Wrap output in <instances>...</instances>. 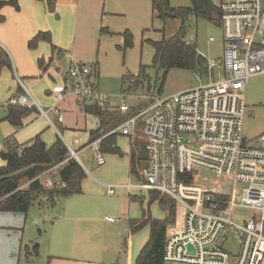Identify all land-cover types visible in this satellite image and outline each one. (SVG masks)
Wrapping results in <instances>:
<instances>
[{"label":"built area","instance_id":"obj_1","mask_svg":"<svg viewBox=\"0 0 264 264\" xmlns=\"http://www.w3.org/2000/svg\"><path fill=\"white\" fill-rule=\"evenodd\" d=\"M219 7L222 56L207 69V75L223 69L217 80L168 97L152 91L119 94L120 113L140 110L112 132L129 138L138 119L146 116L143 134L148 166L141 181L107 185V194L113 196L117 189L153 191L180 208L183 220L180 228L172 226L166 236L163 264H261L264 257V133L256 145L242 136L246 82L264 73V0H228ZM193 75L201 80L200 73ZM67 80L78 105L109 107V97L98 92L93 65L71 61ZM17 83L22 92L0 108L36 107L50 122L48 112L29 101L23 81L17 78ZM65 95L55 91L52 96L58 104ZM50 110L62 122L57 106ZM100 140L80 145L74 139L72 145H65L68 158L80 163L79 153L93 148L96 164L103 165ZM56 168H49L36 180L48 188L65 187L49 177ZM206 173L221 181L211 182ZM237 208L256 215L236 221L233 210ZM231 239L239 245L237 253L223 247Z\"/></svg>","mask_w":264,"mask_h":264},{"label":"rangeland","instance_id":"obj_2","mask_svg":"<svg viewBox=\"0 0 264 264\" xmlns=\"http://www.w3.org/2000/svg\"><path fill=\"white\" fill-rule=\"evenodd\" d=\"M30 0H18L19 11L22 10L20 16L15 18L12 12L7 11V27L12 28L14 33L7 30V42L10 39H14L12 36L19 37L24 30L22 27L26 23L34 22L33 29H37V32H49L52 35V41L55 46V50L51 53L50 46H38L37 49L31 50L32 57L28 58L22 53H17L16 56L21 57L19 60L20 66H24L25 71L29 74V80L20 79L24 81L31 98L29 101H34L36 105L42 109H50L54 106V100L52 98L47 99V91L53 87V82L48 76H42L36 67L35 57L38 54L45 52L47 56H52V66L49 75L53 74L63 78L67 73L69 60L72 56L77 61H81L85 64L98 63V92L104 96L109 97V104L114 112L113 117H119L122 121L128 120V118L134 114L132 113H120L117 110V106L120 103V90H121V74H136L139 71V66L144 67L151 66V59L153 56V49L147 43L148 40L159 41L162 38H170L176 35L180 21L179 19H171L165 24L161 23L153 12L150 0H75L68 3H53V9L43 11L38 7H29ZM228 0H212L216 6H220L221 3ZM170 6L172 8H188L190 6L189 0H170ZM127 8L128 10L124 9ZM35 16L39 17L37 24L34 19ZM17 19V20H16ZM16 20V21H15ZM17 24L18 27H12ZM128 30L132 35L133 46L129 49L122 50V33ZM24 35V34H23ZM212 38L214 41L210 42ZM184 42L188 44H194L197 53L206 59L208 65L214 61L221 59V44H222V30L220 27H216L203 19H196L194 16L189 17L187 23V29L185 31ZM18 49V46H15ZM44 47H46L44 50ZM60 48V49H59ZM19 52V51H18ZM40 58V57H39ZM46 58V57H45ZM18 67V73L21 71ZM20 70V71H19ZM8 72V71H7ZM146 72L151 79V84L155 80V70L147 68ZM9 73V72H8ZM223 74V69H214L212 71V77L210 75H204L200 73L201 80L198 81L194 77L193 73L172 69L168 72L166 80L164 82L160 97H168L178 94L188 89L196 88L200 85H205L211 80H217L218 75ZM162 73L158 76L161 77ZM17 78V77H16ZM35 78V79H33ZM55 81V79L53 78ZM12 84L10 77L7 75V90L11 87V93H7V98H3V94L0 95V107L4 105L10 98L16 97L14 93L16 89V79ZM59 82V81H56ZM16 84V85H15ZM156 95V91H154ZM157 96V95H156ZM53 97V96H52ZM69 102V101H68ZM73 111H62V104H56L60 108V115L64 123L61 126L56 123L53 113H49L48 116L52 123L57 127L56 129L45 120L36 121L34 124H30L24 128L21 132L15 130L11 125L4 120L6 116V110L0 108V152L5 151L4 141L14 131L18 132L17 141L20 143H26L37 133L38 130L41 140L51 145L55 139V136L62 135L65 145L71 144L74 138L79 139L82 145L87 143L86 133L95 126V118L92 116H85L79 111L76 100L74 99ZM70 104L73 105V102ZM245 116L242 121V136L247 143L257 144L259 136L264 133V73L257 74L250 77L246 82L245 90ZM50 107V108H48ZM37 110V108L35 107ZM38 113V110H37ZM146 116L138 119L135 130L131 137L126 138L120 136L117 138V147L120 149L124 156L119 157L117 155H104L106 165L99 167L94 161V149L84 150L79 154L80 161L82 162L84 171L86 174L91 175V179L94 180L99 187L97 194V201L94 208L86 214V216L92 218V222L88 225L86 223L79 222V215L83 214L81 211L82 204L80 200L86 201V196H69L66 198H59L56 203L57 207L50 208L44 207L41 209L39 201L28 211L26 216L15 213H0V264H27L26 260H29V264H45L46 253L49 248L48 242L45 243V237H49L50 232L54 226H51V222H61L60 217L65 214L70 215L68 221L69 226L76 230V233L80 235L84 230H90L93 234V240L101 245L107 242V238H115L116 233L112 232V228L102 222L104 218L117 219L120 218V222L114 224L113 227L121 226L124 229V236L121 240V245L125 241L126 234V219L119 213V209L115 201L118 199V195L109 196L106 195V191L103 190V186H115L120 184H126L128 181L131 183H138L136 176L129 174V142L145 143L143 135V124ZM123 123V122H122ZM48 127V128H47ZM69 128L68 130L65 129ZM85 129V131H83ZM79 130V131H78ZM60 134V135H59ZM3 163L0 159V166ZM142 170L147 167V161L143 164ZM209 180L213 183L220 182L219 178H216L214 174L206 173ZM21 188H25L28 183H22ZM135 194L142 200V205L147 206V191H132L129 194ZM118 194V193H117ZM41 202V201H40ZM86 205H92V201H87ZM134 212L140 215V205L138 201L134 203ZM150 215L155 220H164L166 214L162 207L154 202L149 206ZM234 216L236 221H243L256 214L246 209H234ZM124 218V219H123ZM176 218V213L174 220ZM55 220V221H53ZM119 229V228H118ZM17 233V235H15ZM42 234V247L38 257L28 256V250L32 253V246L36 243L39 244V238ZM146 235V236H145ZM17 239V245L15 251H13V244ZM133 249L130 255L132 262L140 250V246L144 244L148 238L147 232L140 231L137 234H133ZM145 240V241H144ZM20 241V242H19ZM221 242H219L220 244ZM236 241L231 239L223 247L229 253L236 252ZM119 245V244H118ZM120 246V245H119ZM26 247L28 249H26ZM112 259L116 261L113 264H125L126 252L122 253L118 261V252L116 256L114 253H109ZM99 258H102L100 255ZM117 258V259H116ZM103 260V259H99Z\"/></svg>","mask_w":264,"mask_h":264},{"label":"trees","instance_id":"obj_3","mask_svg":"<svg viewBox=\"0 0 264 264\" xmlns=\"http://www.w3.org/2000/svg\"><path fill=\"white\" fill-rule=\"evenodd\" d=\"M35 1L44 2L50 10L53 7V0ZM189 2L188 8L175 9L170 6V0H151L153 12L161 23L165 24L171 19H179L180 26L176 35L170 38L147 41L153 49L151 66L144 67L141 65L137 75L126 74L122 76L120 93L156 91V95L159 96L166 76L172 69L207 75L208 63L205 58L197 53L194 44L184 42L185 31L191 16L220 27L221 10L212 0H189ZM6 6L19 11L18 0L0 1V24L5 20L1 10ZM121 36L123 38L121 49L131 48L133 40L130 32L125 31ZM40 42L51 45V34L38 32L28 41L27 46L32 50ZM51 50H55L53 45H51ZM37 64L39 68H43L42 59H39ZM2 68L11 69V63L7 53L0 48V70ZM147 68L156 71L153 84H151V79L146 72ZM93 69L96 73V65H93ZM159 73H162L161 77L158 76ZM21 92L22 90L18 86L16 95ZM78 106L85 115L98 119V126L89 132L87 143L101 138L98 145L100 153L122 157L123 154L117 147L119 134L112 131L124 121L121 122L119 117H113L114 112L108 107L100 109L92 104ZM138 110L140 107L133 109L132 114ZM34 112H37L35 107L9 106L6 109L4 120L19 130L23 126V119ZM4 146L5 151L0 152V159L3 162V165L0 166V213L26 215L37 201L39 204L43 202L48 206H53L58 198H66L81 193V184L86 174L76 160L68 158L66 146L60 138L56 137L53 144L47 147L40 135H37L28 143L20 146L14 136L11 135L5 140ZM129 146L130 174L141 181L139 168L141 164L147 161L145 144L135 140L132 143L129 142ZM55 166H57L56 170L50 173L49 177L53 182L60 181L65 187L54 185L52 188H48L42 181L36 180L43 172ZM22 183H28V185L21 188ZM222 196L223 199H226L227 193ZM137 201L140 204L141 217L139 220L129 221V234L137 233L143 228L149 227L150 235L148 242L140 250L135 264H163L164 234L167 224L174 221L175 203L153 191L148 192L146 207L142 205L140 198ZM154 202H158L166 212V218L163 221L154 220L150 215L149 206ZM26 249L28 248L26 247ZM28 256H39L38 244L35 243L32 246V253L28 250ZM26 262L29 264L28 259Z\"/></svg>","mask_w":264,"mask_h":264},{"label":"crops","instance_id":"obj_4","mask_svg":"<svg viewBox=\"0 0 264 264\" xmlns=\"http://www.w3.org/2000/svg\"><path fill=\"white\" fill-rule=\"evenodd\" d=\"M0 1H6V0H0ZM72 1H75V0H53V3H56V4H58V3H68V2H72ZM29 2H30V4H32V5H29L30 6L29 8L31 10H33L32 7H36L35 8L36 10H39L38 7L41 8L43 11L48 10V8H47V6L45 5L44 2L35 1V0H30ZM150 3H151V0H150ZM151 7H152V3H151ZM52 9H53V7H52ZM124 9L128 10L127 8H124ZM7 11H9L10 13L12 12V14H14L15 18L18 19V17L20 16L22 10L16 11L10 6H6V7H4L1 10V14L4 16L5 20H4L3 23L0 24V48L3 49L7 53L8 57L10 59V63H11V69L2 68L0 70V93L3 94V95L2 94H0V95L3 96L2 99L7 98V93L9 94L12 91L11 87L7 90V75L10 77L12 84H14L13 80L16 79V82H17V78H19V77L22 80L23 79H25V80H29L30 79L29 78V74H27V72L24 69V66H20L19 60L21 59V57H18L16 55H17V53H22V54L26 55L28 58L33 56L32 58L34 59V55H32V53H31L32 51H31V49L28 48L27 45H28V41L34 35H36L38 33L37 29H33L32 28V25L34 24V22L32 21V22H30L28 24L26 23V25H24L22 27V29L24 30L23 31L24 35L22 34L19 37H16L15 34H14V36H12L14 39H10V41L7 42V30L9 32H11V33H14L12 31V28L7 27ZM35 17L36 18L34 19V21L37 24V22L39 21V17L38 16H35ZM12 27L17 28L18 25L14 24ZM126 31H128V30H126ZM52 42L57 44L54 41V39L52 41V35H51V45H52ZM45 44H48V43L40 42L32 50L37 49L38 46H45ZM122 44H123V39H122ZM48 45L50 46V50H51V45L50 44H48ZM15 46H18V49ZM45 48L46 47H44V50H46ZM221 48H222V44H221ZM51 53H53L52 50H51ZM39 59L43 60V68H39V66L37 64V61ZM35 60H36V67H37L38 71L41 73V75L42 76H48V78H50L51 81L53 82L52 89L47 91V96H49V97H47V99L52 98V100H54L52 95H53V92H55V91H61L63 93H66V95L63 98V100H61L59 102L60 104H62V111L63 112H66V111H69V110L73 111L74 104H75L74 99L76 100V98H75V96L73 94L70 93V86H69V83H68V80H67V73L64 75V77L62 79L59 78L58 75L53 74L52 77L55 79V81H54L53 78H51V76L49 75V73L51 71L50 68L52 66V56L49 57V56H47V54L45 52H42V54H38L35 57ZM71 61H75L77 63H83L81 61H77L74 56H72L70 58L69 66H70ZM90 63H92L91 65H96V73H95V75H96L97 89H98V77L97 76L99 74L100 69H99L98 63H93V62H90ZM83 64H85V63H83ZM17 66L18 67H22V68H19L21 70V71L19 70L20 71L19 73H18ZM69 66H68V68H69ZM140 66H139V70H140ZM138 73H139V71H138ZM138 73L131 74V75H137ZM126 74H130V73H126ZM126 74H121V77L126 75ZM33 79H35V78H33ZM56 81H59V82H56ZM23 83H24V81H23ZM24 85L26 86L25 83H24ZM18 86L19 85L17 83L14 93L17 92ZM54 102H55V100H54ZM71 102H73V105L70 104ZM55 105H56V102L54 103V106ZM110 106L111 105H109L108 109L112 110V108H111L112 106L111 107ZM39 108H40V106H39ZM48 108H50V107H48ZM40 109H42V108H40ZM50 109H42V110L43 111H47L48 114H49V113L52 112ZM58 109L60 111V108H58ZM78 109H79L80 112H82V110L80 109L79 106H78ZM52 116L55 117L57 124H60L61 126L63 125V123L65 121L64 118H63L62 122H58L57 117L54 114ZM85 116H87V115H85ZM94 118H95V126L86 133V136H87V141L86 142H88L89 132L91 130H94L98 126V119L96 117H94ZM43 119L44 118L41 116L39 110H38V113L37 112L31 113L30 115H28L27 117H25L23 119V123H22L23 126L18 131L21 132L24 128H26L30 124H34L36 121H40V120H43ZM49 120H50V122L45 120V125H46V122H47L48 125H49L48 127H50V125L53 126L56 129V131L58 132L57 127L54 125V123H52L50 118H49ZM65 129L68 130L69 128L65 127ZM83 131H85V129ZM34 133H37V134H35L33 136V138L35 136H37V135H40V134H38L39 133L38 130L34 131ZM11 135L14 136V139L16 140L17 144L20 145V146L28 143L30 140L33 139V138H31L26 143H21V142L19 143L17 141L18 132L14 131L9 136H11ZM120 136L121 135L119 134V137ZM8 137L6 139H8ZM56 137L59 138L58 135H56L55 138ZM126 138H128V137H126ZM60 139L65 144L64 139L62 138V135H60ZM74 139H77V138H74ZM54 141H55V139H54ZM73 141L69 145H72ZM45 145L47 147L50 146V145H47V144H45ZM80 145H82V144L80 143ZM145 151H146V144H145ZM82 152H84V151H81L79 154H81ZM146 154H147V152H146ZM128 158H129V155H128ZM94 159H95V157H94ZM104 159H105V157H104ZM79 160H80V158H79ZM78 164L83 168V165H82L81 161ZM105 165H106V160H105V163L103 165H101V166L97 165V166L103 167ZM147 166H148V156H147ZM142 167H143V165L141 164V166L139 168L140 169V171H139V177L140 178H141V173L143 172V170H145L147 168L146 167L145 169L142 170ZM83 170H84V168H83ZM85 174H86V172H85ZM129 174H130V164H129ZM90 177H91L90 174H86V177L82 181V184H81V193L78 194V195H73V196H86L88 198V199H86V201H82V200L79 201V203L82 204V205H80L81 206L80 208H81V211L83 212V214L79 215V217H81V218L78 219L79 222L86 223L88 225L92 222V218L90 217V215H89V217L86 216V214H88L94 208L95 202L97 201V194L99 192L98 191L99 190L98 185H96L94 180H92ZM137 180H139V178H137ZM128 182H130V181H128ZM101 187L107 193L106 186L101 185ZM135 194L136 193L130 195L125 189H117L116 192H115V195H118V197H117L118 199L115 201V206H116V203H117L118 209L120 211L119 213L127 221L126 222V234H127V237H125V241H124L123 245H121V240H122V238L124 236V229L125 228H122L121 226L113 227L114 224H117L118 222H120V218L115 219L116 220L115 222H108V221H106V218L103 219L102 222H105L107 226L112 228L111 231L116 233V237L112 238V239L107 238V242L100 246V244L98 242L93 240V234H92L93 231H91V234H90V230H84V231H82V233L80 235H78L76 233V230L73 227L69 226L68 221L70 220L71 214L66 216L65 214L62 213L63 216L60 217V220H61L60 223H58L55 220H53L55 222H51L50 223L51 226H54L55 223H57V225H55L52 230H50L51 229V227H50V229L48 230L50 232V235H49V237H45L44 242L45 243L48 242V245H49L48 250L47 251L43 250V247H42V237L43 236H42V234H41V236L39 238V244L37 243L38 246H39V254H40V251H42V250L46 253L45 264H113L116 260L112 259L110 257V255H109V253H114L115 256H116L117 252H118V261L120 259L121 254L126 252L127 257H126L125 264H135V260H136V258L138 256L140 250L148 242L149 235H150L149 227H145L142 230H140V231L147 232V229H148V238H146L145 240H147V241L144 244H142V246H140V250H139L137 256L135 258H133V260L131 262L130 255H131V252H132V249H133V238H132L133 234H129V221H131V220H139L140 217H141V209H140V215L136 214V212H134V209H133L135 201L138 200V197L135 196ZM106 195H108V194H106ZM115 195H113V196H115ZM147 199H148V193H147ZM57 200L55 201L53 206H48L47 204H44L43 202H41L39 204L40 205L39 207L41 209H43L44 207H50V208L57 207V205H58V203H56ZM89 200L92 201V205H86L85 204ZM175 213H176L175 220L172 223H168L167 226H166L165 234H164V243H165L166 236L168 235V233L171 230V227L172 226H177L178 228H180V226H181L183 217H182V213L180 211V208L178 206H176V204H175ZM165 214H166V212H165ZM20 215H22V214H20ZM24 216H26V215H24ZM159 221H161V220H159ZM15 235H17V233H15ZM18 238L19 237L16 238V241L13 244V251H15V247H16V245L18 243L17 242ZM236 245H237V247H236V252L235 253L238 252V248H239L238 243ZM163 250H164V248H163ZM100 255L102 256V258H99ZM99 259H103V260H99ZM261 264H264V257L262 259Z\"/></svg>","mask_w":264,"mask_h":264},{"label":"water","instance_id":"obj_5","mask_svg":"<svg viewBox=\"0 0 264 264\" xmlns=\"http://www.w3.org/2000/svg\"><path fill=\"white\" fill-rule=\"evenodd\" d=\"M188 249H189L190 251H192L190 247H189Z\"/></svg>","mask_w":264,"mask_h":264}]
</instances>
